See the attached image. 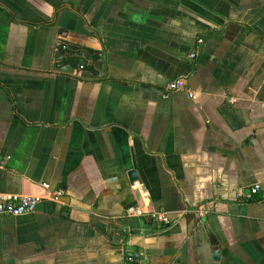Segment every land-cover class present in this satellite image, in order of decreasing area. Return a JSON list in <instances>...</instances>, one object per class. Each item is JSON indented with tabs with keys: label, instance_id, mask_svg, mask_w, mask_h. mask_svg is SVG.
<instances>
[{
	"label": "crops",
	"instance_id": "crops-1",
	"mask_svg": "<svg viewBox=\"0 0 264 264\" xmlns=\"http://www.w3.org/2000/svg\"><path fill=\"white\" fill-rule=\"evenodd\" d=\"M6 158L0 264H264V0H0Z\"/></svg>",
	"mask_w": 264,
	"mask_h": 264
},
{
	"label": "built area",
	"instance_id": "built-area-1",
	"mask_svg": "<svg viewBox=\"0 0 264 264\" xmlns=\"http://www.w3.org/2000/svg\"><path fill=\"white\" fill-rule=\"evenodd\" d=\"M202 41L201 39L199 40ZM190 57L194 58L195 53H190ZM83 68V67H81ZM186 80L184 77L171 80L167 85V91H175L186 88ZM6 159L0 161V168H4ZM44 189L43 194H19V193H0V214H13L24 215L36 210L38 205L45 199L58 200L63 194L61 189H52L50 183H42ZM248 199H252L254 196H259L264 200V184L257 182L250 186L249 190L242 194ZM127 212L132 214H142L141 210L136 207H130ZM157 219L161 222L169 224L171 222L169 216L166 213H159ZM121 264H145L143 253L140 251H128L123 257Z\"/></svg>",
	"mask_w": 264,
	"mask_h": 264
},
{
	"label": "water",
	"instance_id": "water-1",
	"mask_svg": "<svg viewBox=\"0 0 264 264\" xmlns=\"http://www.w3.org/2000/svg\"><path fill=\"white\" fill-rule=\"evenodd\" d=\"M69 45V48L73 51H78V50H85L87 52H89L90 54H96L98 53V51H95V50H91V49H87L85 47H82V46H79V45H74V44H70L68 43ZM100 54V53H99ZM65 59V54L63 51L61 50H58L56 52V56H55V60L56 61H64ZM95 67L99 70V71H102V60H97L95 62ZM55 68L56 69H60L62 70L63 72H67V73H78V75L82 78H85V79H95V78H98V77H101V75H96L94 73H92L91 71L89 70H86V69H81V70H78L77 67L71 63H67L65 64L64 67H57V65L55 64ZM132 158H133V167L128 171V177H129V180L131 183H134L135 181H142V177L140 175V172H139V168H138V163H137V159H136V156L134 153H132ZM215 254H216V258L219 257L218 255V252L215 251Z\"/></svg>",
	"mask_w": 264,
	"mask_h": 264
},
{
	"label": "flooded vegetation",
	"instance_id": "flooded-vegetation-1",
	"mask_svg": "<svg viewBox=\"0 0 264 264\" xmlns=\"http://www.w3.org/2000/svg\"><path fill=\"white\" fill-rule=\"evenodd\" d=\"M63 49H64V52L67 54V53H69V52H72L73 54H74V51L73 50H71L70 48H69V45H68V43L67 44H64L63 45ZM62 49V50H63ZM81 67H85V65H81Z\"/></svg>",
	"mask_w": 264,
	"mask_h": 264
}]
</instances>
